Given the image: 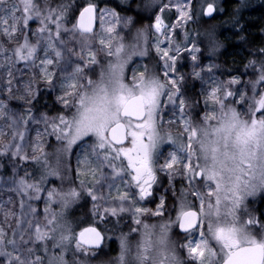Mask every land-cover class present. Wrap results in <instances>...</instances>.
<instances>
[{
	"label": "snow or ice",
	"instance_id": "snow-or-ice-1",
	"mask_svg": "<svg viewBox=\"0 0 264 264\" xmlns=\"http://www.w3.org/2000/svg\"><path fill=\"white\" fill-rule=\"evenodd\" d=\"M133 2L0 0V264H264V47L217 79L215 0Z\"/></svg>",
	"mask_w": 264,
	"mask_h": 264
},
{
	"label": "trees",
	"instance_id": "trees-1",
	"mask_svg": "<svg viewBox=\"0 0 264 264\" xmlns=\"http://www.w3.org/2000/svg\"><path fill=\"white\" fill-rule=\"evenodd\" d=\"M224 6H226V10L224 15L220 17L222 25L219 33L223 47L219 51L218 58L213 59L221 64V71L223 70L226 75H229V73L238 75L244 71V65L248 60L253 59L254 50L259 47H264V0H252L248 7L240 9L238 14L240 24L237 26H234L232 19L234 15H236V10L238 9L237 0H225ZM241 36L245 37V39L241 40ZM190 87L192 88L191 91L194 93L199 90L196 83H193ZM41 88L43 89V85H41ZM55 96L53 92H44L41 96V105L47 101L48 105L51 107ZM12 104L13 107L22 110L20 109L19 102L13 101ZM40 110L47 111L48 109L41 107ZM51 113L52 112H49V114ZM40 127L42 128V125ZM72 163L73 165L75 164L74 159ZM29 170H31L30 167ZM19 174L23 175V171ZM8 175H10V171L0 172V176H3L5 180ZM56 184H59L58 181H56ZM7 197H12V201L17 208L18 200L16 197L18 196L14 192L9 191V187L6 186V183L0 181V201ZM37 207L42 210L43 203H39ZM259 207H264V203L260 202ZM72 212L76 215L79 213L77 209H70L68 213L69 219H75L76 217ZM114 251L115 249L113 252Z\"/></svg>",
	"mask_w": 264,
	"mask_h": 264
},
{
	"label": "rangeland",
	"instance_id": "rangeland-1",
	"mask_svg": "<svg viewBox=\"0 0 264 264\" xmlns=\"http://www.w3.org/2000/svg\"><path fill=\"white\" fill-rule=\"evenodd\" d=\"M71 3V0H52V6L55 7L57 4H60V3ZM107 2V0H101V6H104V3ZM136 2H139V0H134L133 2V7H135V3ZM210 2V0H209ZM247 2V6H249V3L252 2V0H246ZM215 3H216V6H217V12L214 13L213 15V18H207V17H202L201 19H199L198 21H196L195 23H192L189 27L192 28V29H196V30H199L200 32H204L205 29L209 28V26H212V25H215L216 26V35H217V38L221 41L220 39V36H219V33H220V28H221V25H222V20L220 19V17L222 15H224L225 13V10H226V6H224V3H225V0H215ZM241 4V0H237V8H239V5ZM246 7H243V8H239V11L237 12L236 10V15L239 14L240 12V9H245ZM236 8V9H237ZM144 23H147V21L145 20ZM33 27H35V24H33ZM203 39V37H202ZM71 46V45H70ZM203 47V45H202ZM254 58H258V57H255L253 55V59ZM209 62V60L206 58L204 60V63L207 64ZM214 63L218 64L219 65V68L217 69H214V75L217 79H221V80H227L229 79V75H226V73L222 70L221 71V64L217 62V60H214L213 61ZM181 69H184V70H181ZM181 71L184 72L185 74L188 75V80H187V89H188V92L193 96V97H196V98H199L197 97V94L201 91V88L202 87H205L206 85H203L202 82L199 80V79H193L191 76H190V72H191V64H190V61L185 59L182 63V66H181ZM205 80L208 79V75H205L204 77ZM245 79H248V77H245ZM197 84L198 87H199V90L196 91V93L192 92V88L190 86H192V84ZM55 95H57L58 93L56 92H53ZM203 107V104L201 103L200 105V108ZM52 114V113H51ZM49 114V115H51ZM33 129L36 127L35 125H32L31 126ZM31 136H34L35 137V131L33 130L31 132ZM59 183V181H58ZM7 187H10L8 184H6ZM52 185H49V187H51ZM56 186H59V184ZM165 186H166V182H165ZM160 194H164V189L163 188H160L158 189L157 191V195H160ZM168 197H169V204L171 203V193L169 192L168 193ZM10 198L7 197L5 198L4 200L0 201V203H3V202H6L8 201ZM12 199V197H11ZM16 199L18 200L17 201V208L16 210H18V202H19V197H16ZM259 204L260 202H258L257 206L259 207ZM6 207H12V205H5ZM44 206V205H43ZM146 207H149V208H154L155 207V204L154 203H149L147 205H145ZM72 210L74 209H77V211H79V213H77V215L75 213L72 212V214L77 218V217H85V218H89L90 217V210H91V202L90 200L85 202L84 200H81L79 202L78 205H75L71 208ZM70 211V210H69ZM0 220H2V215H0ZM148 223H155L156 221L154 219H148L147 221ZM130 220L125 217V220L121 221L120 225L117 227L115 225V220L114 218H111L109 220V222L107 224H97V226L103 231L105 227H108V228H111L113 229L112 232H109L107 233V235H110L112 236V240L109 242L110 244V248H111V251L107 253V255H105L103 258L104 259H107L108 256H115L118 252V241L116 239V237L120 234L121 231L123 232H128L129 230V225H130ZM133 239H136L135 236L132 237ZM176 238V237H174ZM115 249V251L113 252V250ZM91 264H96V261H92Z\"/></svg>",
	"mask_w": 264,
	"mask_h": 264
},
{
	"label": "water",
	"instance_id": "water-1",
	"mask_svg": "<svg viewBox=\"0 0 264 264\" xmlns=\"http://www.w3.org/2000/svg\"><path fill=\"white\" fill-rule=\"evenodd\" d=\"M214 15V14H213ZM208 18V17H207ZM102 231V230H101Z\"/></svg>",
	"mask_w": 264,
	"mask_h": 264
}]
</instances>
